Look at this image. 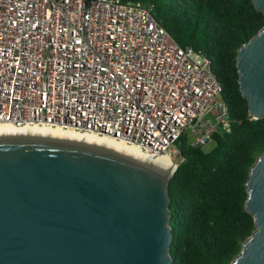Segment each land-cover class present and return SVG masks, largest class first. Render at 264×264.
Here are the masks:
<instances>
[{"label": "built area", "instance_id": "2783aa9c", "mask_svg": "<svg viewBox=\"0 0 264 264\" xmlns=\"http://www.w3.org/2000/svg\"><path fill=\"white\" fill-rule=\"evenodd\" d=\"M0 123L105 132L178 165L182 136L205 147L231 113L212 59L140 2L0 0Z\"/></svg>", "mask_w": 264, "mask_h": 264}, {"label": "water", "instance_id": "95a60500", "mask_svg": "<svg viewBox=\"0 0 264 264\" xmlns=\"http://www.w3.org/2000/svg\"><path fill=\"white\" fill-rule=\"evenodd\" d=\"M253 2L264 14V0ZM237 68L250 115L264 118V27ZM175 171L87 144L0 136V264H173ZM246 185L256 230L232 264H264V153Z\"/></svg>", "mask_w": 264, "mask_h": 264}, {"label": "trees", "instance_id": "16d2710c", "mask_svg": "<svg viewBox=\"0 0 264 264\" xmlns=\"http://www.w3.org/2000/svg\"><path fill=\"white\" fill-rule=\"evenodd\" d=\"M142 3L183 47L212 59L231 113V129L207 152L182 136L185 158L169 184L173 264H232L256 230L246 209L251 168L264 153V118L254 119L240 90V47L264 27L253 0H122Z\"/></svg>", "mask_w": 264, "mask_h": 264}, {"label": "bare ground", "instance_id": "6f19581e", "mask_svg": "<svg viewBox=\"0 0 264 264\" xmlns=\"http://www.w3.org/2000/svg\"><path fill=\"white\" fill-rule=\"evenodd\" d=\"M0 136H31V137H47L58 140L73 142L77 144H87L100 147L106 150L114 151L125 155L137 161L154 165L157 169L171 174L176 166L173 159L167 156H160L151 159L149 155L143 153L142 150L134 144L126 143L124 140L112 138L105 135H97L94 133H84L76 131L72 128L64 129L61 127L50 126H34V127H14L10 124L0 123Z\"/></svg>", "mask_w": 264, "mask_h": 264}, {"label": "rangeland", "instance_id": "374dc122", "mask_svg": "<svg viewBox=\"0 0 264 264\" xmlns=\"http://www.w3.org/2000/svg\"><path fill=\"white\" fill-rule=\"evenodd\" d=\"M216 147V142L214 140L210 141L203 149L207 152L213 150ZM175 166L177 167L176 161L173 159Z\"/></svg>", "mask_w": 264, "mask_h": 264}]
</instances>
